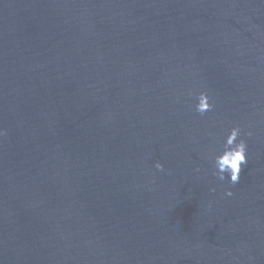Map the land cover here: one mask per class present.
<instances>
[{"label":"water","instance_id":"water-1","mask_svg":"<svg viewBox=\"0 0 264 264\" xmlns=\"http://www.w3.org/2000/svg\"><path fill=\"white\" fill-rule=\"evenodd\" d=\"M0 129V264H264V0H0Z\"/></svg>","mask_w":264,"mask_h":264},{"label":"clouds","instance_id":"clouds-1","mask_svg":"<svg viewBox=\"0 0 264 264\" xmlns=\"http://www.w3.org/2000/svg\"><path fill=\"white\" fill-rule=\"evenodd\" d=\"M189 95H192L190 92ZM213 104L210 102V97L204 91L195 94L194 110L200 115L211 111ZM4 135L3 129H0V136ZM252 136L251 131H242L240 126H233L228 130L225 136L222 148L217 151L211 159L213 167V175L220 181H225L230 185H235L240 182V173L243 166L248 163L247 151L248 144L245 137ZM155 168L163 170L160 163L155 164ZM199 171V169H197ZM214 190V189H213ZM231 190H226V196H232Z\"/></svg>","mask_w":264,"mask_h":264}]
</instances>
